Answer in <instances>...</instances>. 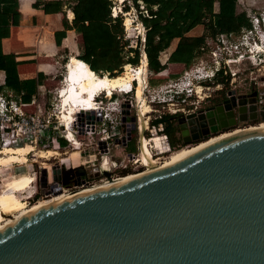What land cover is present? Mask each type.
I'll return each instance as SVG.
<instances>
[{"label":"water","instance_id":"1","mask_svg":"<svg viewBox=\"0 0 264 264\" xmlns=\"http://www.w3.org/2000/svg\"><path fill=\"white\" fill-rule=\"evenodd\" d=\"M233 92L217 106L218 115L227 110L233 116L238 104L240 113L248 108L255 117V105L247 107L242 95L236 103ZM121 113L134 124L128 109ZM213 113L207 112L209 123ZM86 118L93 121V112ZM71 170L58 165L53 179L67 184ZM40 180L44 186L45 169ZM0 264H264V127L203 142L158 168L36 203L0 225Z\"/></svg>","mask_w":264,"mask_h":264},{"label":"built area","instance_id":"2","mask_svg":"<svg viewBox=\"0 0 264 264\" xmlns=\"http://www.w3.org/2000/svg\"><path fill=\"white\" fill-rule=\"evenodd\" d=\"M140 6L143 7L142 3ZM118 10L121 12L120 7ZM117 13L113 8L112 16H115ZM246 16L248 19L247 25L241 26L237 30H220L214 35L206 36L199 48V54L193 59L192 63L189 66L182 64V69L178 73H174L176 76L171 77L170 82L162 85L163 87L160 85L158 90L153 94H149L147 105H149L150 110L147 112L149 116L144 126L149 130L150 135L147 138L144 137L143 140L150 141L155 135L159 138L158 146L148 144L151 151L150 157L153 158L155 156L158 164L168 157V154L173 151V146L169 143L168 136L161 124L158 126L152 125L151 129L148 128L147 122L150 120L151 112H159L161 108H164L168 104L176 106L173 109L169 108L175 114L196 110L198 106L185 108L182 104L191 97L195 98L188 105L200 104L210 99L209 96L212 95L210 91L215 89H224L225 92L233 90L236 94L250 89L264 91V8L248 12ZM219 78L222 79V82H217ZM136 84L137 80L132 81V87H129L128 91L126 90L121 93L124 95L133 94L134 97L129 99L124 98L118 103V116L113 115L114 117H112L110 112L103 110L101 107L103 97H98V94L95 99L98 109L93 111V121L82 117L76 133L83 138L93 137L94 134L99 132V126L102 124L103 127L100 130L102 136L97 139L98 144L100 141L105 142L104 146L100 148L101 152L108 154V132H112V129L118 127V125L121 127L125 125L122 120L121 111L123 108H126L130 114L134 108V103H136ZM181 93L184 94L185 98L182 101H173V96H178ZM111 96L112 94L108 97L106 96V98L110 100V103L114 104ZM38 99L36 96L32 97L29 102H23L11 92H0V150L7 146H15L26 141L45 148L51 147L55 149H60L62 146L59 142L60 138H65L68 142L72 143V140L67 136V125L61 123L66 131L64 134L53 131V128H58L53 119V113L48 106L40 103ZM145 99L144 101H146ZM123 104L125 105L124 107H122ZM113 109H115V106L111 108V111ZM159 116L161 115L156 114L153 118ZM135 117L134 124L132 122H125L128 123L127 130L132 128V126L133 129H141L140 116L137 111ZM74 122L75 120L68 124L70 129ZM125 157L133 164H138V166L142 167L147 166L142 163L141 149L139 153L130 152ZM46 174V178H48L45 187L42 189L43 196L46 197L58 189H66L61 181L53 180L49 178V173ZM92 179L93 177L89 176V178L82 179L81 184L75 182L73 186L78 187L84 184H91L93 183V181L90 182Z\"/></svg>","mask_w":264,"mask_h":264},{"label":"trees","instance_id":"3","mask_svg":"<svg viewBox=\"0 0 264 264\" xmlns=\"http://www.w3.org/2000/svg\"><path fill=\"white\" fill-rule=\"evenodd\" d=\"M130 1L137 9V17L145 29L142 51H145L147 66L155 73L170 71L167 64L170 67L181 64L189 66L199 54L206 36L214 35L220 30H237L247 25L246 15L253 12L251 9L237 11V0ZM140 2L143 8H140ZM39 5L45 13L63 12L64 2L36 0L35 6ZM67 8L73 12V18L69 23L63 16V29L54 32L57 45H60L67 29L75 28L81 37L77 57L85 61L93 71L113 76L121 72L125 63H139L142 51L139 45L129 46L128 40L124 39L122 16L120 12L112 16L111 0H74ZM128 8L124 3L121 9L128 11ZM21 9L25 10L23 3ZM19 16L17 0H0V69L5 73L0 92H11L21 101L29 102L37 92L38 80L20 79L15 69L7 68V63L14 61V54H6L1 50L2 38L9 36L11 25L19 24ZM197 25H203V32L200 35H189L188 32ZM172 45L175 46L170 49ZM162 55L165 56L164 59L161 58ZM169 76L176 74L170 73ZM42 90L39 89V92ZM166 131L172 142L171 126ZM59 142L63 146L66 140L60 138Z\"/></svg>","mask_w":264,"mask_h":264},{"label":"rangeland","instance_id":"4","mask_svg":"<svg viewBox=\"0 0 264 264\" xmlns=\"http://www.w3.org/2000/svg\"><path fill=\"white\" fill-rule=\"evenodd\" d=\"M64 1L67 6L71 4L69 1H74V0H64ZM111 1H112V11H113V8L114 9L116 8L118 13H119V10H118L119 7L122 8L124 3L128 5L129 7L128 11L121 9V12H120L121 13L120 15L122 16V19H123L124 39L128 40L129 46L135 47L139 45V48L142 51L145 29L142 23L140 22L139 18L137 17V13H138L137 9L133 6V3L130 0H125V1L111 0ZM140 8H143V7L140 6ZM143 12L145 13L144 9H143ZM127 13H128L127 16L130 17L132 21L130 29H127L126 26L124 25V19L126 17L125 14ZM139 26L140 28H138ZM202 30H203L202 26H197L195 28L196 32H202ZM172 47L173 45L170 47V49ZM79 53H80V48H79V51L65 50L64 52H62V55L59 57V62L57 64V72L55 73L54 79H52L46 85V87L41 91L42 94L37 96V99L39 98L38 101L48 106L50 108V111H52L53 113V119L55 123L58 125V128H53V131H58V133H61V134H64L66 131L64 130V126H62L61 124L63 123L60 118V114H59V111L61 110V108L59 109V105L61 106V98L60 96L57 95V92L62 87V85L66 83L65 76H66V73L69 67V65L67 64L70 62L72 55L77 56ZM141 56H142V53H141ZM161 58L164 59L165 56L162 55ZM138 64H141V57H140ZM130 65H132L133 67L137 66L131 63ZM146 68H147L146 74L144 75L145 79H143L144 86H143L142 97L143 99L146 98L145 102L147 104L149 96H150L149 94H153L156 90H158V87H160V85L161 87H163L162 85H166L168 82H170L171 77L169 76V74L178 73V71L182 69V64L178 65L177 67H170V64H167V68H169L170 71L167 72L166 70H164L163 73H161L162 71L155 73L149 70L147 65H146ZM123 69L124 67L122 66L121 71H123ZM104 74H107V73L102 72L98 75L102 76ZM218 80L219 81L217 82H222V79L219 78ZM210 92L212 95L219 94L218 97H221L224 91L220 89L219 90L215 89ZM110 94H112L111 99L112 101H114V104L110 103V100L106 98V96L108 97ZM106 96L104 95V93L103 94L100 93L98 97H103L101 107L103 108L104 111L110 112L112 117H114L113 115L118 116L117 108H118V103L120 101H122L124 98L129 99L131 97L132 98L134 97L133 94L124 95V94L117 93L116 91H109V93H107ZM173 97H174L173 101H182V99L185 98L184 94L182 93L179 94L178 96L176 95ZM194 98L195 97H191L187 99L186 102L182 105L185 106V108H191L194 106L200 107L202 105H205L207 101L205 100L201 102L200 104L195 103L193 106L188 105V104H191L190 102ZM135 101L136 103H134ZM135 101L133 102L135 104L134 108L130 112V115L132 116H135L136 111L138 114L140 111L139 107H140L141 100L139 101V99L136 97ZM114 106H115V109L111 111V108ZM169 108L173 109V108H176V106H171L170 104H168L167 106L165 105L164 108H161L159 112H151L152 114L150 116V120L147 122L148 128L151 129L152 125L158 126L159 124H161L164 132L167 133L166 130L169 131V128L173 122L172 117L178 114V113L175 114L174 112L170 111ZM86 114H89V113H82V114H79L78 116L75 115L74 116L75 122L71 126V130L73 131L75 138L79 142L81 141V146L79 149H77V147L72 149L73 144L68 142L64 138L66 140L65 145L61 146L60 149H56L60 153V155L56 154L53 157L49 156L50 158L47 159L44 157L33 156L32 152L34 151H32L30 154L26 156V160L23 163L13 162L0 169V190L2 188L3 182L5 180H8L11 176H15V175L22 174V173H32L33 172L32 174L36 176V181L32 184V187L29 189L32 195L29 198H27L26 201H27V204L35 205L36 201L46 198L45 196H43V193H42V189L45 187V185L42 186L41 180H40L43 169H45V182H47V178H48V177L46 178V175H47L46 173H49V178L53 179V170L58 165L60 166L61 170L69 169L70 168L69 166H72V165H77L75 166V168L83 167L84 170H86L87 173H89V175L93 177V179L90 182L93 181V183H99L101 180H105V179L112 178L115 176L125 175L124 173L127 174L130 172H136L139 170L141 171L143 168H145L142 166H138V164H133L132 162H129L125 156L126 154L130 152L139 153L143 138L144 137L147 138V136L150 135L149 130H147L144 126L146 125L145 121L148 119L149 114L144 113V116L143 115H141L142 117L140 116V124H141L140 130H138L137 128H134V129L130 128L129 130H127L128 123L124 122L125 125H123V127L118 125V127H115L114 129H112V132L109 131L108 132V135H109L108 154H104V152H101L100 147L104 145L98 144L97 138L102 136V133H100L101 127H103L102 124H100L99 126L100 127L99 132L94 134L93 137L83 138L81 135L76 133L78 130L79 122L82 120V117H86ZM156 114H159L161 116L157 118H153V116ZM129 133L131 136V140L127 141V137ZM123 137H125L126 139H123ZM200 141H197V142H200ZM197 142H193L190 144L176 143L174 136H173L172 137V146H173L172 150L176 151L182 147L196 144ZM18 145H31V146L34 145L33 149L35 151L52 149L51 147L45 148L40 145H35L33 142H29V141L23 142ZM18 145H15V146H18ZM131 146H133L134 148L131 149ZM143 156L149 161V158H147V156H149V153ZM60 158H64L63 161L65 165H60L61 164L59 162ZM152 161H156L158 163V160H155V156H153ZM105 163L106 165L108 164L107 169L106 170L101 169L102 168L101 165H104ZM72 184L68 186H64V188H66V190L76 189L77 186L74 187ZM84 185H88V184H84ZM27 195L28 193H26V191L21 193L22 198L27 197Z\"/></svg>","mask_w":264,"mask_h":264},{"label":"bare ground","instance_id":"5","mask_svg":"<svg viewBox=\"0 0 264 264\" xmlns=\"http://www.w3.org/2000/svg\"><path fill=\"white\" fill-rule=\"evenodd\" d=\"M115 12H117L116 8ZM70 15V11H68V16L70 17ZM125 15L126 17L124 19V25L127 29H130L132 22L131 18L127 16L128 13ZM138 28H140V26ZM146 61V54L145 51H143L141 56V64H138L136 67H133L132 65H130V63H125L124 69L120 73L113 76L107 74L99 76L91 68L88 67L85 61L75 56H72L70 62L67 64L69 65V67L65 76L66 83L62 85V87L57 92V95L61 98V106L59 105V109L61 108V110L59 111L60 118L63 124L67 125V136L72 140V149L76 147L77 149H79L81 143L76 138H74L73 131L69 128L68 124L71 121L73 122L75 120V115L93 112L95 111V109H98L95 103L97 93H101L104 91L107 95L109 91H116L117 93L121 94L123 91H128L129 87H132V81L137 80V84L135 85V96L139 99V101L141 100L139 116L143 115L144 113H147L150 110L149 106L146 104L142 97L144 86L143 79H145L144 75L146 74L147 70ZM263 127L264 123L256 127H250L246 129L237 128L232 131H223L219 134L217 133V135H212L211 137L197 142L196 144L182 147L176 151H172L168 154V157L165 158V160L159 164L156 161H152L148 145H159V138H157V135H155L150 141L142 140L141 159L142 163L144 165H147L142 170L147 171L158 168L169 160H171L172 158L181 154L185 150L203 142ZM31 152L33 153V156L44 157L47 159L55 156L56 154L60 155V153L55 148L35 151L33 149V146L31 145L7 146L0 150V169L13 162L23 163L26 160V156ZM148 153L149 156H147V158H149V161L143 156ZM63 159L64 158L59 159V162L61 163L60 165H65ZM107 165L105 163L104 165H101L102 168H100L106 170ZM142 170L130 172L121 176H115L112 179L108 180H101L99 183L78 186L76 189L73 190L58 189L55 190L52 194L46 196V198L36 201L35 204L40 201L54 200L68 194H74L78 191L85 189L86 187L94 188L101 185L104 181L123 179L128 176L143 172ZM32 173H22L15 176H11L8 180H5L3 182L2 188L0 190V225H3L13 219L24 215L28 210H30L34 206L27 204L26 201V199L32 195L29 189L32 187V184L36 181V176ZM24 191H26L28 195L27 197L22 198L21 193H23Z\"/></svg>","mask_w":264,"mask_h":264},{"label":"crops","instance_id":"6","mask_svg":"<svg viewBox=\"0 0 264 264\" xmlns=\"http://www.w3.org/2000/svg\"><path fill=\"white\" fill-rule=\"evenodd\" d=\"M17 1L20 14L19 24L10 26L9 36L1 40V50L6 54H14L15 59L7 63V68L15 69L20 79L35 78L38 80L37 92L32 96L36 97L42 94L39 89H44L54 79L62 52L65 50L79 51L81 37L75 28L67 29L65 36L61 38L60 45L55 42L54 32L63 29V16L69 23L73 18V12L67 8L64 0H62L64 2L63 12L52 13H45L40 5L35 6L36 0ZM69 2L72 4L74 1ZM22 3L25 6L24 11L21 9ZM236 8L237 11L261 10L264 8V0H237ZM68 11H70V17ZM197 26H202L204 30L203 25ZM197 26L192 28L188 34L200 35L203 30L196 32ZM4 78V70L0 69V84L4 83Z\"/></svg>","mask_w":264,"mask_h":264},{"label":"flooded vegetation","instance_id":"7","mask_svg":"<svg viewBox=\"0 0 264 264\" xmlns=\"http://www.w3.org/2000/svg\"><path fill=\"white\" fill-rule=\"evenodd\" d=\"M222 91L224 92L222 93L221 97H218L219 94L210 95V99L206 101L205 105H202L196 110L189 111L187 113L180 112L176 116L172 117L173 122L171 124V132L173 133L176 143L190 144L202 139L205 140L212 135H217V133L219 134L223 131L228 132L237 128L246 129L250 127H256L264 122L263 90L250 89L240 94H236L235 92L231 94V96L235 98L236 103L243 96V98L247 101V107L252 104L255 105V109L253 110L256 113L255 117L250 116L251 110L248 108L245 112L240 113L238 104L231 107L233 116H228L227 110H224V116L220 117L216 108L218 105L223 107L227 103H225L224 101L229 97V95H227L228 91ZM249 99H254V101L250 102L248 101ZM209 111L214 112L212 115V117H214L213 123L208 122L209 117L207 116V112ZM240 116H243L244 118L240 119ZM134 118L136 119L135 116ZM166 134L168 136L169 143L172 145L169 133L167 132ZM130 140L131 136L129 135L127 137V141ZM70 168L72 170L65 173L66 180L68 181L67 184H64L65 186L71 185L72 183V185H74L76 179L79 177L82 180L84 178H89L90 176L89 173H87V171L85 170V176L82 178L81 174L84 170L76 169L75 166H70Z\"/></svg>","mask_w":264,"mask_h":264}]
</instances>
